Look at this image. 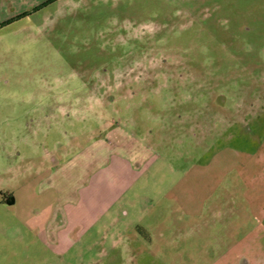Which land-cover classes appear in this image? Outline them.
Masks as SVG:
<instances>
[{
    "label": "rangeland",
    "instance_id": "obj_1",
    "mask_svg": "<svg viewBox=\"0 0 264 264\" xmlns=\"http://www.w3.org/2000/svg\"><path fill=\"white\" fill-rule=\"evenodd\" d=\"M28 9L0 22V264H264V0Z\"/></svg>",
    "mask_w": 264,
    "mask_h": 264
},
{
    "label": "crops",
    "instance_id": "obj_2",
    "mask_svg": "<svg viewBox=\"0 0 264 264\" xmlns=\"http://www.w3.org/2000/svg\"><path fill=\"white\" fill-rule=\"evenodd\" d=\"M49 1L50 0H0V22L5 23L11 17L26 13L29 10L28 8H31V9L40 8L41 9ZM57 1H60V0H56L50 4H53ZM52 162L53 163L58 162L56 157L52 158Z\"/></svg>",
    "mask_w": 264,
    "mask_h": 264
},
{
    "label": "trees",
    "instance_id": "obj_3",
    "mask_svg": "<svg viewBox=\"0 0 264 264\" xmlns=\"http://www.w3.org/2000/svg\"><path fill=\"white\" fill-rule=\"evenodd\" d=\"M54 1H56V0H50L47 4H45L43 7H45L46 5H48V4H50V3H52V2H54ZM40 8H36V10H39Z\"/></svg>",
    "mask_w": 264,
    "mask_h": 264
}]
</instances>
